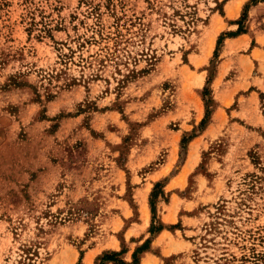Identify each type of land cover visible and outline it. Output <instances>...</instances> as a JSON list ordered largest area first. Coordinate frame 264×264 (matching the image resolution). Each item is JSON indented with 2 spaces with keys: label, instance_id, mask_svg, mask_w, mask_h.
<instances>
[{
  "label": "rangeland",
  "instance_id": "rangeland-1",
  "mask_svg": "<svg viewBox=\"0 0 264 264\" xmlns=\"http://www.w3.org/2000/svg\"><path fill=\"white\" fill-rule=\"evenodd\" d=\"M146 240L143 264H264V2L0 0V264Z\"/></svg>",
  "mask_w": 264,
  "mask_h": 264
},
{
  "label": "trees",
  "instance_id": "trees-1",
  "mask_svg": "<svg viewBox=\"0 0 264 264\" xmlns=\"http://www.w3.org/2000/svg\"><path fill=\"white\" fill-rule=\"evenodd\" d=\"M259 2H264V0H251V5H256ZM247 7V6H246ZM246 7L242 13L241 19L239 21H235L233 22L234 24L238 25L237 30L234 33H230L229 36H237L239 34L245 33V30L243 28V21L244 18L246 16ZM223 40V36H220L218 41H217V48L214 52V55L217 56V51H218V47L220 46L221 42ZM206 91V89H205ZM208 116V115H207ZM207 116H205V118L201 121V127H203L206 124L207 121ZM195 135H191L189 137H184L181 141V148L182 151L185 150V144L191 140L192 138H194ZM164 185H162L160 182L155 183L153 190L150 193V197H149V207H150V211H151V215H152V221L155 220L156 218V203L155 200L160 196L162 198H164V193L161 190L163 188ZM162 226H159L158 228L155 229V227L151 224L150 228H149V233L151 235L155 234V233H159L160 231H162ZM149 244V241L146 240V242L139 247L133 254H132V262L130 264H138V254L142 253L143 251L147 250V246ZM125 251H120V252H110V253H106L102 256L100 263L99 264H104L105 262H112L114 264H127L124 263L122 260H119V257L124 254Z\"/></svg>",
  "mask_w": 264,
  "mask_h": 264
},
{
  "label": "crops",
  "instance_id": "crops-1",
  "mask_svg": "<svg viewBox=\"0 0 264 264\" xmlns=\"http://www.w3.org/2000/svg\"><path fill=\"white\" fill-rule=\"evenodd\" d=\"M161 233H162V231H161ZM156 241H157V240H156ZM156 241H155V243H156ZM153 245H154V241L151 242V245H150L151 247H150L148 250L152 249V247H154ZM148 255H149V254H148L146 251H144V252L141 254V258L139 259L138 264H143V261L146 260V257H147ZM122 258H123V260H124L125 262L129 263V261L131 260V256H130V254H129V251H128L127 253H125V254L123 255ZM106 264H113V263L106 262Z\"/></svg>",
  "mask_w": 264,
  "mask_h": 264
},
{
  "label": "bare ground",
  "instance_id": "bare-ground-1",
  "mask_svg": "<svg viewBox=\"0 0 264 264\" xmlns=\"http://www.w3.org/2000/svg\"><path fill=\"white\" fill-rule=\"evenodd\" d=\"M236 4H237V3H236ZM234 7H236V6H233V7H232V8H230V9H232V10H233V8H234ZM238 7H239V6H238ZM237 9H238V8L236 7V10H237ZM232 10H231V11H232ZM234 10H235V8H234ZM229 12H230V11H229ZM234 12H235V11H234ZM231 15H232V14H231ZM232 17H233V16H232ZM184 172H186V169H185V171H184ZM184 176H185V175H184ZM174 182H175V181H174Z\"/></svg>",
  "mask_w": 264,
  "mask_h": 264
}]
</instances>
